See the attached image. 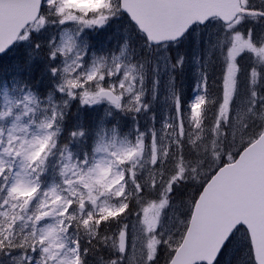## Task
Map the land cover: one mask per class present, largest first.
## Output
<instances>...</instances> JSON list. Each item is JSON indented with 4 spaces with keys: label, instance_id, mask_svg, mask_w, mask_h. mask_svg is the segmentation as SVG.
I'll use <instances>...</instances> for the list:
<instances>
[{
    "label": "snow or ice",
    "instance_id": "obj_1",
    "mask_svg": "<svg viewBox=\"0 0 264 264\" xmlns=\"http://www.w3.org/2000/svg\"><path fill=\"white\" fill-rule=\"evenodd\" d=\"M17 46L0 264H264V0H0Z\"/></svg>",
    "mask_w": 264,
    "mask_h": 264
},
{
    "label": "rangeland",
    "instance_id": "obj_2",
    "mask_svg": "<svg viewBox=\"0 0 264 264\" xmlns=\"http://www.w3.org/2000/svg\"><path fill=\"white\" fill-rule=\"evenodd\" d=\"M118 26H114L112 30L105 32L103 35H99L94 33L93 36L101 41L105 46H111L116 42V36L113 35L114 32H117ZM21 52V48H18ZM18 51L11 52L7 57L3 60H0V81H10L11 77L15 74L14 68L22 62L23 57L27 55L26 51H22L21 53ZM39 73H35L34 76L38 77ZM184 91L185 98L193 91V77L191 75L186 76L184 79ZM3 100L0 97V105H2Z\"/></svg>",
    "mask_w": 264,
    "mask_h": 264
},
{
    "label": "trees",
    "instance_id": "obj_3",
    "mask_svg": "<svg viewBox=\"0 0 264 264\" xmlns=\"http://www.w3.org/2000/svg\"><path fill=\"white\" fill-rule=\"evenodd\" d=\"M22 51H26V50H25V49H24V50L21 49V52H22ZM21 52H20V53H21ZM37 73H38V72H37ZM35 78H38V77L33 76V79H35Z\"/></svg>",
    "mask_w": 264,
    "mask_h": 264
},
{
    "label": "water",
    "instance_id": "obj_4",
    "mask_svg": "<svg viewBox=\"0 0 264 264\" xmlns=\"http://www.w3.org/2000/svg\"><path fill=\"white\" fill-rule=\"evenodd\" d=\"M3 54V53H0V55Z\"/></svg>",
    "mask_w": 264,
    "mask_h": 264
}]
</instances>
